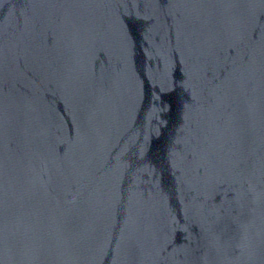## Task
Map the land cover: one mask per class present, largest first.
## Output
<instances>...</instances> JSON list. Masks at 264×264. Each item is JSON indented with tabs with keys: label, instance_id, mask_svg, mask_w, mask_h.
I'll use <instances>...</instances> for the list:
<instances>
[{
	"label": "water",
	"instance_id": "obj_1",
	"mask_svg": "<svg viewBox=\"0 0 264 264\" xmlns=\"http://www.w3.org/2000/svg\"><path fill=\"white\" fill-rule=\"evenodd\" d=\"M0 264H264V0H0Z\"/></svg>",
	"mask_w": 264,
	"mask_h": 264
}]
</instances>
